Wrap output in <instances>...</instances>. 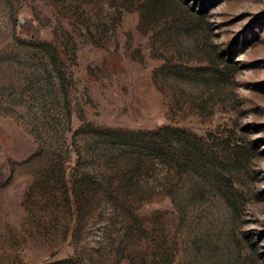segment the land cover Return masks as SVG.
<instances>
[{
    "label": "rangeland",
    "instance_id": "obj_1",
    "mask_svg": "<svg viewBox=\"0 0 264 264\" xmlns=\"http://www.w3.org/2000/svg\"><path fill=\"white\" fill-rule=\"evenodd\" d=\"M0 264H264V0H0Z\"/></svg>",
    "mask_w": 264,
    "mask_h": 264
}]
</instances>
